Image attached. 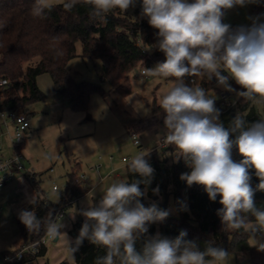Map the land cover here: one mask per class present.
<instances>
[{
  "label": "clouds",
  "instance_id": "1",
  "mask_svg": "<svg viewBox=\"0 0 264 264\" xmlns=\"http://www.w3.org/2000/svg\"><path fill=\"white\" fill-rule=\"evenodd\" d=\"M259 2L140 0L141 16L156 30L154 47L165 57L145 68L143 75L172 78V86L159 101L165 131L156 138L172 148L166 155L174 162L182 159L190 170L180 175L181 181L188 187L202 186L211 202L219 197L221 207L216 215L222 230L247 233L254 241L250 246L264 251V208L254 199L255 192H264V118L248 123L238 112L225 127L215 106L216 97L197 82L215 77L217 86L244 102L264 104V14L251 17L250 26L233 28L223 22L227 10ZM79 3L90 6L91 19L106 23L110 12L119 9L125 14L137 0H64L62 6L71 12ZM54 7L52 0H34L31 13L45 18ZM225 72L227 75L222 74ZM185 77L196 79L189 86ZM230 79L242 90L233 88ZM233 149L242 157L239 162L233 159ZM147 156L136 155L127 165L128 175L138 174L140 179L112 182L98 203L88 202V207L79 211L85 220L70 248L73 259L87 239L105 250L94 264H229L230 252L214 240L204 242L201 249L197 241L186 238V230L174 238L159 231L148 234L149 225L165 221L174 211H186L187 204L178 201L179 209H164L155 201L148 206L141 202L155 171ZM253 175L259 180L255 188ZM152 193L159 196V186ZM29 203L33 209L21 210L19 219L30 233L43 227L51 238L66 236L60 231L64 225L51 213L47 220L37 216L35 195Z\"/></svg>",
  "mask_w": 264,
  "mask_h": 264
},
{
  "label": "trees",
  "instance_id": "2",
  "mask_svg": "<svg viewBox=\"0 0 264 264\" xmlns=\"http://www.w3.org/2000/svg\"><path fill=\"white\" fill-rule=\"evenodd\" d=\"M64 2V1H63ZM63 2L55 4L51 12L45 18L34 17L31 9L34 0H0V79L8 81V85L0 89V110H18L30 115L27 106L31 103L45 99L44 94L37 86V78L42 74H48L51 80V93L54 97L67 100L70 110L73 112H85L90 96L97 93L104 97L105 92L99 84L79 81L76 82L67 69L68 62L76 57V44L80 43L83 60H99L101 63V82L109 83L119 97H126L131 92V84L128 79L130 71L140 65L150 68L165 57L162 52L154 47L156 43V30L147 22V18H136L133 15L120 12L115 9L107 15V22L102 23L90 18V6L79 3L68 12L63 8ZM136 8V7H135ZM264 10V0L255 4L254 11ZM135 9L134 13L138 14ZM236 28L237 26H232ZM140 40L141 44L137 43ZM150 50V56L147 51ZM57 52L62 54L58 55ZM37 59V60H36ZM227 75V73H222ZM190 77H185L188 84ZM206 90L213 87L214 77L211 80H198ZM232 85H237L234 80ZM240 87L237 85L236 90ZM250 102H244L240 98L235 107L220 113V121L225 127L238 112L245 116L248 123H253L263 118L256 112ZM28 117V116H27ZM164 127L163 113L159 105H154L149 115L142 119L127 124L129 132L134 136L152 127ZM23 143L19 146L21 149ZM164 151L172 149L166 144ZM157 149H152L147 154L150 165L154 168V178L148 188L147 199L141 198V202L148 206L155 201L159 207L167 209L168 201H172L174 209H179L178 201L187 204L186 211H175L165 221L149 225L150 235L159 231L162 235L175 237L181 230H186L189 240L197 241L201 249L204 242L214 240L217 246L223 247L235 257L247 255L248 264H264V251L249 244V235L239 232L232 233L222 230L217 209L221 207L219 197L216 202H211L207 193L200 185L188 187L186 182L180 180V175L190 171L183 160L167 165L160 157ZM233 159L239 162L242 157L233 149ZM31 189L39 201L35 206L37 216L47 220L51 213L55 219L57 207L65 209L73 201L81 197L85 192L75 180V173L67 175L64 194L60 201L53 206L41 196L40 188L33 176L24 175ZM125 178L131 182L140 179L138 174L125 172ZM259 183L253 175L252 186ZM159 186L162 200L153 195L152 189ZM143 190L144 185H140ZM258 207L264 208V192L257 191L254 196ZM29 204L25 209L32 210ZM18 227V243L16 249L5 251L1 254H11L31 242L40 240L46 233L42 227L38 233H30L21 223L19 213L16 215ZM84 220L79 218L72 225V242L70 248L79 235V230ZM138 249L140 245H137ZM45 247L31 257L29 255L12 264H25L37 257L44 255ZM105 254L102 247H97L85 239L78 251L74 253L73 264H94L97 256ZM59 264H67L61 262Z\"/></svg>",
  "mask_w": 264,
  "mask_h": 264
},
{
  "label": "rangeland",
  "instance_id": "3",
  "mask_svg": "<svg viewBox=\"0 0 264 264\" xmlns=\"http://www.w3.org/2000/svg\"><path fill=\"white\" fill-rule=\"evenodd\" d=\"M63 1L52 0L54 5ZM254 7L255 4H248L227 10L223 22L231 26H250L251 17L264 14V10L255 12ZM135 9L134 6L126 13L138 19L144 18L141 11L135 14ZM80 53L81 45L77 43V56L67 64L69 73L76 82L87 81L101 85L105 96L93 93L85 112H73L67 100L52 95L49 75L38 76L37 86L45 99L26 107L30 114L27 115L29 130L20 151L25 159L24 171L21 174L33 176L39 185L41 196L49 204L55 206L59 203L69 173H75L76 182L85 192L64 209L61 218L56 219L64 225L60 231L67 237L61 236L57 241L46 242L45 254L25 264H73L74 259L69 248L72 240L70 232L73 223L79 218L85 220L78 214L79 211L86 209L88 202L98 203L103 191L112 182L126 179V166L134 156L145 155L152 149H157L162 153L160 157L167 165L174 160L172 156L166 155L172 149L163 152L165 148L160 147V140L156 138L164 133L165 128L156 126L135 134L139 145L133 143V135L127 128V124L146 117L154 105H159L162 94L172 86V78L144 76L142 70L145 68L137 65L128 74L130 94L119 97L109 83L101 82L100 61L83 60L79 57ZM150 53L148 50L147 55L150 56ZM232 87L236 89L237 85ZM216 88L223 89L219 86ZM240 90L242 89L238 91ZM209 95L217 97V90H209ZM249 106H253L264 118V104L250 102ZM0 145L5 154L10 153L5 137L0 138ZM122 158L127 159L128 163L122 162ZM16 176L0 188V254L14 248L19 241L15 220L16 204L21 199H29L25 189L31 190L25 178L20 181ZM53 186H56L58 191H54ZM144 199L148 201L147 198ZM158 200L161 201L162 197L158 196ZM168 208H174L171 200L168 201ZM75 212L77 214L73 218L72 214ZM171 215L174 216L175 211ZM253 243L254 241L249 239V244ZM16 247L17 245L14 249ZM229 260V264H248L247 255L235 257L230 254Z\"/></svg>",
  "mask_w": 264,
  "mask_h": 264
},
{
  "label": "built area",
  "instance_id": "4",
  "mask_svg": "<svg viewBox=\"0 0 264 264\" xmlns=\"http://www.w3.org/2000/svg\"><path fill=\"white\" fill-rule=\"evenodd\" d=\"M136 9L141 11V4L137 2ZM141 44L140 40H138ZM144 70H142L143 74ZM194 77H190L188 80L189 86H191ZM8 81L4 78L0 79V89L7 86ZM213 87L216 88L217 81L214 77ZM217 97L215 100V106L220 110V113L226 112L235 107L240 98H236L224 89H217ZM29 130V122L27 114L18 110H0V138L5 137L7 147L10 149L9 154H5L0 145V188L10 182L16 175L21 174L24 171V157L21 154L19 146L24 142ZM133 143L139 145L138 140L133 136ZM160 140V147H165ZM6 147V148H7ZM122 162L128 163L125 158L121 159ZM54 191H58L56 186H53ZM64 209L57 207L55 212V220L63 216ZM56 238H51L44 234L40 240L23 245L21 248L11 254H0V264H12L21 261L24 256L29 255L31 257L38 254V252L45 247V243L48 241H55Z\"/></svg>",
  "mask_w": 264,
  "mask_h": 264
},
{
  "label": "crops",
  "instance_id": "5",
  "mask_svg": "<svg viewBox=\"0 0 264 264\" xmlns=\"http://www.w3.org/2000/svg\"><path fill=\"white\" fill-rule=\"evenodd\" d=\"M6 145H7V143H6ZM16 177H18V179H20V181L21 180H23L24 178H25V181L27 182V179H26V177L24 176V175H22V174H18ZM31 188V187H30ZM32 190V189H31ZM31 190H28V189H25V192H26V195L28 194L29 195V199H27V198H24V200L23 199H21L19 202H18V204H16L17 206H16V210H15V213H19L21 210H24L30 203H29V200L34 196V192H33V190L31 191ZM59 238H56V240L55 241H57ZM71 242H72V240H71ZM17 245V244H16ZM15 245V246H16ZM15 246H14V248H15ZM14 248H12L11 250H13ZM69 248H70V246H69ZM10 251V250H9ZM45 252H46V249H45ZM45 252H44V254H45ZM36 259V258H35ZM34 259V260H35ZM31 261H33V260H31ZM247 261H248V258H247ZM28 262H30V261H28ZM27 263V262H26ZM59 263H61V262H59ZM58 263V264H59ZM36 264H38L37 262H36Z\"/></svg>",
  "mask_w": 264,
  "mask_h": 264
}]
</instances>
